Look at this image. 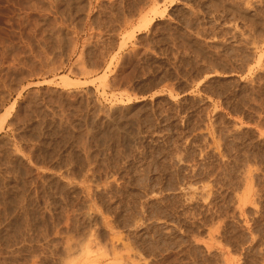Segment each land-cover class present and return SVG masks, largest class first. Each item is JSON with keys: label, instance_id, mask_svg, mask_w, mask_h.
Instances as JSON below:
<instances>
[{"label": "rangeland", "instance_id": "1", "mask_svg": "<svg viewBox=\"0 0 264 264\" xmlns=\"http://www.w3.org/2000/svg\"><path fill=\"white\" fill-rule=\"evenodd\" d=\"M0 264H264V0H0Z\"/></svg>", "mask_w": 264, "mask_h": 264}, {"label": "bare ground", "instance_id": "2", "mask_svg": "<svg viewBox=\"0 0 264 264\" xmlns=\"http://www.w3.org/2000/svg\"><path fill=\"white\" fill-rule=\"evenodd\" d=\"M154 10V9H153ZM152 10V11H153ZM143 17V16H142ZM145 18V17H144ZM147 19V18H146ZM141 23H142V21H140ZM144 22V21H143ZM150 22V21H149ZM149 22H144V24H145V26L147 25V24H149ZM65 75H60V78L62 77V79H63V81L65 80V84L66 83H68L69 84V82H66V77H64ZM65 78V79H64ZM67 81H68V79H67ZM172 97V96H171ZM3 115H4V113H3ZM2 123V122H1ZM86 126V125H85ZM43 128V127H42ZM106 129V128H105ZM78 130V129H77ZM83 131V130H82ZM51 132V131H50ZM63 134V133H62ZM67 134V133H66ZM36 158V157H35Z\"/></svg>", "mask_w": 264, "mask_h": 264}]
</instances>
